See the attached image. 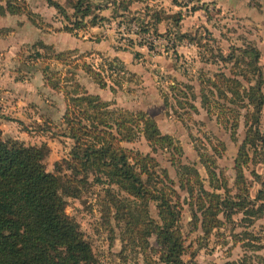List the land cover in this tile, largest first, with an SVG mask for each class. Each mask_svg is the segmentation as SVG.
Returning a JSON list of instances; mask_svg holds the SVG:
<instances>
[{
    "label": "rangeland",
    "instance_id": "obj_1",
    "mask_svg": "<svg viewBox=\"0 0 264 264\" xmlns=\"http://www.w3.org/2000/svg\"><path fill=\"white\" fill-rule=\"evenodd\" d=\"M54 1L66 9L71 21L49 7L45 0H20L21 5H26V14H0L3 139L17 140L27 147L46 146L47 171L56 175L55 166L59 163L64 167L63 174H70L63 164L71 159L74 147L63 122L67 101L62 91L48 86L47 78L68 91H73L71 83L75 80L90 95L111 103V109L144 112L155 120L161 133L172 137L181 147L182 155L176 156L177 160L184 166L195 167L208 191L212 190L200 157L205 153L215 156L218 175L222 174L228 181L230 199L243 203L246 210L253 209L250 202L264 190V149L260 143L255 148L248 146L245 151L249 156V163L243 169L248 198L236 185L235 170L246 140L247 111L230 105L240 113L239 127L233 133L232 116L228 115L223 121L219 109L209 114L202 97L204 93L215 107L229 106L211 84L222 74L239 79L246 88L257 85L256 76L249 74V84L241 74L245 64L234 67V61L223 60L232 48L257 47L264 77V0H224L223 7L208 0H93L92 17L102 21L92 27L88 25L90 17L83 23L84 28L73 24L77 19L69 5L71 0ZM119 4L128 10L118 7ZM0 5L5 3L0 2ZM155 15L162 17L163 22L156 28L157 35L151 32L150 37L171 41L161 42L153 51L146 40L149 35L135 33L130 25L137 24V18L152 23ZM169 17L182 20L175 26ZM65 29L74 32L70 34ZM77 41L100 50L82 53L71 45ZM41 44L52 49H43ZM37 53L42 58H36ZM60 54L64 57L59 58ZM114 60L124 65L125 75L117 77L109 72L108 62ZM87 68L101 73L105 88L87 74ZM46 69L49 70L47 75ZM262 93L264 95V86ZM260 131L264 136V107ZM124 147L154 157L174 181L182 202L180 227L187 249L185 263L264 264V215L251 218L235 208L231 220L220 216L223 225L206 238L192 222L191 200L181 188L179 169L172 165L173 154L167 151L154 154L141 137ZM215 149L218 152L215 153ZM94 178L90 174L87 183L80 184L73 196L65 200L66 213L91 246L96 264H146L145 255L138 248L128 245V249H124L126 223H118L110 214L107 189L123 194L117 187L96 184ZM219 193L226 197L223 191ZM150 213L157 219L154 205L150 206ZM149 242L154 249H159L155 237ZM149 255L159 260L157 255Z\"/></svg>",
    "mask_w": 264,
    "mask_h": 264
},
{
    "label": "trees",
    "instance_id": "obj_2",
    "mask_svg": "<svg viewBox=\"0 0 264 264\" xmlns=\"http://www.w3.org/2000/svg\"><path fill=\"white\" fill-rule=\"evenodd\" d=\"M45 1L67 21H71L60 3ZM0 2L5 3L4 6L0 5L1 16L7 13L13 16L26 14V5H21L20 0ZM69 5L74 9L77 19L73 24L84 28L83 23L92 17L95 9L93 0H71ZM118 7L128 10V7L120 4ZM196 10L193 8V12ZM78 20L81 22L78 23ZM171 20L178 26L182 18ZM101 21L92 17L88 25L96 27ZM136 22L141 33L157 35L156 28L163 19L155 15L152 23H145L141 18H137ZM65 31L70 34L74 32L71 29ZM40 46L46 50L52 49L45 44ZM63 57L64 54L59 55V58ZM36 58L40 59L42 55L37 53ZM260 58V50L255 46L232 48L230 55L223 60L234 61V67L245 64L241 74L249 84V74L256 76L257 85L246 88L239 79L227 78L222 74L216 77L218 82L211 84L212 88L221 92L229 106L215 107L204 93L202 97L203 106L209 114L219 109L223 121L228 115L232 116L230 129L233 133L239 127L240 113L230 105L247 111L246 140L235 165L236 185L247 198L249 191L243 172L249 163L246 148H255L260 143L264 149V136L260 131L264 107V77ZM108 69L117 77L126 74L124 65L117 60L108 62ZM44 73L47 75L49 70L46 69ZM87 74L102 88L106 87L100 72L87 68ZM72 81L73 91H68L47 78L48 86L55 91H62L67 101L63 122L68 128L67 137L74 142V147L70 153L71 159L63 161V164L70 174H63L64 167L59 163L55 166L56 175L47 171L44 164L48 151L46 146L27 147L17 140H4L0 129V264H96L91 246L66 213L65 200L73 196L80 184L87 183L90 174L95 176L96 184L117 187L125 195L123 197L107 189L111 216L118 223L125 222L127 226L123 238L125 250L128 245L138 248L145 255L146 264H187L183 260L187 249L180 227L182 202L174 181L154 157L124 147V144L134 143L140 137L148 143L154 154L158 151L173 154L172 165L179 169L181 188L187 191L191 200L192 222L195 229L200 228L206 238L223 225L220 216L231 220L235 208L251 218L264 215V190L250 202L254 208L246 210L243 203L230 199L228 181L222 174L218 175L215 156L205 153L200 158L212 190L208 191L199 171L177 160L176 156L182 155L181 147L176 145L172 137L161 133L155 120L144 112L111 109V103L90 95L79 83ZM216 152L218 149H215ZM221 191L226 197L219 193ZM151 205L157 211V219L151 216ZM152 237L156 238L158 250L150 245ZM149 254L157 255L159 260L156 261Z\"/></svg>",
    "mask_w": 264,
    "mask_h": 264
},
{
    "label": "crops",
    "instance_id": "obj_3",
    "mask_svg": "<svg viewBox=\"0 0 264 264\" xmlns=\"http://www.w3.org/2000/svg\"><path fill=\"white\" fill-rule=\"evenodd\" d=\"M208 1L216 3L217 6H219V7H223V5L226 4V1H224V0L223 1H221V0H208ZM71 45H72V47L80 50L82 53H85V52H87V50H90V49L93 51H97V50L99 51L100 50V49H96L95 46H91V44L88 45L84 42H79V41H77V43L74 42ZM98 46H100V44H98L97 47Z\"/></svg>",
    "mask_w": 264,
    "mask_h": 264
},
{
    "label": "built area",
    "instance_id": "obj_4",
    "mask_svg": "<svg viewBox=\"0 0 264 264\" xmlns=\"http://www.w3.org/2000/svg\"><path fill=\"white\" fill-rule=\"evenodd\" d=\"M130 26L135 33L139 34L141 32V30L137 24L132 23ZM147 35H149V34H147ZM146 40L149 42V45L151 46V49L153 51L157 50V46L159 44H161V42H165L166 44H168L169 41H171L170 39H165V40L156 39L155 37H150V35L147 36Z\"/></svg>",
    "mask_w": 264,
    "mask_h": 264
}]
</instances>
